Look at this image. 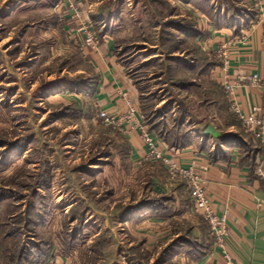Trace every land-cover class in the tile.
Listing matches in <instances>:
<instances>
[{
	"label": "rangeland",
	"instance_id": "1",
	"mask_svg": "<svg viewBox=\"0 0 264 264\" xmlns=\"http://www.w3.org/2000/svg\"><path fill=\"white\" fill-rule=\"evenodd\" d=\"M64 1L0 0V264H34L38 250L31 252L32 248L50 246L53 239L62 242L66 254L86 242L83 264H140V259L148 263L153 256L145 247L147 239H138L137 227L126 228L118 220L138 218L142 208L141 218L167 217L171 234L189 233L193 221L204 232L209 227L190 204L183 180L154 159L135 168L129 163L127 141L96 117L85 90L93 70L83 48L67 36ZM95 1L77 2L86 4L80 7L81 14L85 8L94 18L97 6L107 13L117 7L121 20L115 22L119 27L115 41L125 67L132 66L131 41L139 42L134 49L159 47L163 59L141 68L143 74L166 73L168 85H161L162 95H168L169 87L181 97V107L199 109L200 116L222 128L230 121L233 113L221 89L193 70L188 39L167 26L169 15L179 14L177 18L188 23L185 1L178 8L176 0H103L93 5ZM207 1L193 4L207 14L215 5L220 7L219 0L212 7ZM231 1H223L224 11L244 5L242 0ZM106 16L92 22L94 33L114 27ZM213 91L217 105L227 110L217 111L218 118L207 105L212 97L208 92ZM155 99L147 94L137 107L146 132L157 140L163 138L165 126L154 122L152 112L160 100ZM190 210L195 213L191 220L184 216ZM198 246L194 242L190 250ZM159 258L149 263L158 264ZM171 258L168 253L160 261L173 264Z\"/></svg>",
	"mask_w": 264,
	"mask_h": 264
},
{
	"label": "crops",
	"instance_id": "2",
	"mask_svg": "<svg viewBox=\"0 0 264 264\" xmlns=\"http://www.w3.org/2000/svg\"><path fill=\"white\" fill-rule=\"evenodd\" d=\"M181 1H185V6L189 10L188 23L178 19L179 14L169 15L171 20L167 26L176 34L181 33L188 39L187 43L192 46L189 55L193 58H190V61L191 64H195L193 70L199 74L201 71L208 82L221 89L223 100L231 108L221 85L224 76L221 63L214 55L221 44L228 42L227 78L238 81L246 75L257 74L260 79L258 84L248 82L239 84L235 91V102L244 114H247L252 107H258V116L263 117L264 22L258 16L255 0H242L241 3L244 2L242 6L232 0L231 3H235L238 7L235 11L230 9L224 11L221 7L224 0H219L220 7L216 8L217 5H215L210 14L200 10L193 4V0H176V8L180 6ZM214 1L216 0H208L207 4L212 7ZM102 2L103 0H96L93 5H100ZM79 4L80 7L86 6L82 2ZM114 4L115 2L112 3ZM113 7V12L107 13L97 6V15L94 14V18L83 8L82 18L90 19L94 23L107 14V19L114 21L113 24H115L116 21L121 20V16L116 15L117 7ZM62 9L65 29L76 28L79 20L66 5ZM173 17L178 20L172 21ZM118 29L119 27L115 24L112 29L101 35L96 33L100 41L99 46L95 49L83 48V53L88 58L94 74L92 81L88 83L90 85L87 84L85 90H89L96 112L103 109L110 114L119 115L127 110L126 99L137 110V103L146 98L147 94L154 96L155 100L160 99L152 112V116L156 117L154 122L159 121L160 126H165L163 138L156 140L157 146L169 162L180 167L193 164L201 173L204 188L210 197L214 212L225 217L226 251L232 255L235 264H264V146L262 141L254 136L253 127L245 128L237 120L232 109L230 121H226L222 128L215 120L211 121L200 116L199 109L194 111L186 105L181 107L183 105L179 101L181 97L175 94L173 89L168 87L169 91L165 93L168 95H162L164 90L162 86L168 85L167 80L164 79L166 73L150 70L143 74L141 68H144L151 60L164 57L159 47L148 44L134 49L133 46L139 42L131 41L132 66L129 67L130 69L125 67L117 54L118 42L115 38L118 36ZM199 64H201L200 67ZM176 85L173 87L178 89ZM85 90L83 91L86 93ZM216 92H208L212 97L211 99L208 97L207 105L211 108L210 114L218 118L217 111H224L225 108L222 109L220 105H217ZM209 125L215 127L219 132L218 136H212L206 132ZM115 129L128 143L130 164L138 168L145 161L152 159L147 155V149L137 129L131 128L128 123H124L120 130ZM232 138H238L240 143H234ZM27 150L21 151L23 156ZM139 212L140 217L120 219L118 224L126 228L137 227L135 236L138 239L144 237L147 239L145 247L152 249L153 258L157 255L160 257L158 264H163L160 259L168 253L172 257L173 264H225L224 254L221 248L215 246L210 230L204 232L197 222L193 221L194 225L187 234H171L167 217L152 215L149 218H141L143 209L141 208ZM187 213L184 215L185 218L191 220L190 216L194 211L190 210ZM200 216L205 221L201 214ZM47 227L50 229L49 226ZM166 237L167 240H165ZM178 240H183V247H180L183 243H177ZM194 242H197L199 246L195 250H190ZM85 244L74 246L67 254L64 253L63 244L58 239L57 241L53 239L50 246L47 243L39 244L31 251L38 250L34 264H83L86 259V254L82 252ZM168 246L170 247L166 251ZM153 258L149 261L150 263ZM141 262L143 260L140 259V264H150Z\"/></svg>",
	"mask_w": 264,
	"mask_h": 264
},
{
	"label": "built area",
	"instance_id": "3",
	"mask_svg": "<svg viewBox=\"0 0 264 264\" xmlns=\"http://www.w3.org/2000/svg\"><path fill=\"white\" fill-rule=\"evenodd\" d=\"M80 0H65L62 7L67 4V8L70 9L78 19V26L74 29H67V36L70 41L79 45L81 48L90 47L95 49L99 46V40L96 32L94 33L92 21L90 19L82 18L80 4L77 3ZM257 4L258 16L260 20L264 22V0H255ZM64 20V16H63ZM228 42L223 43L215 51L214 55L221 63V69L223 71V78L221 80L222 88H224V93L227 101L231 104V109L235 113L237 120L245 128L252 129L255 137L259 138L264 146V116H258V107H252L247 114L242 113L238 105L235 102V91L237 86L241 83L258 84L259 77L257 74L246 75L241 80H230L227 78V68H228ZM125 105L127 110L122 114H110L106 110H97V118L100 123L105 127L122 129L124 123L130 124L131 128L138 130L141 139L147 149V155L156 161L162 162L167 166L168 172L173 177L179 178L184 181L186 187L188 188L191 196V201L194 209L200 213L205 221L209 225L210 235L214 240L215 246L221 248L224 254L225 264H235L232 255L228 254L226 251L225 239L227 235V224L224 215H218L214 212L213 205H211L210 197L207 194L206 188H204L203 179L201 173L197 171L193 164L176 166L175 164L169 162L166 156L163 155L161 150L156 144L155 137L146 132L145 126L142 120V116L139 115L138 110L134 107L129 100H125Z\"/></svg>",
	"mask_w": 264,
	"mask_h": 264
},
{
	"label": "water",
	"instance_id": "4",
	"mask_svg": "<svg viewBox=\"0 0 264 264\" xmlns=\"http://www.w3.org/2000/svg\"><path fill=\"white\" fill-rule=\"evenodd\" d=\"M207 133H210L212 136H218L219 132L213 127L212 125H209L206 130Z\"/></svg>",
	"mask_w": 264,
	"mask_h": 264
},
{
	"label": "trees",
	"instance_id": "5",
	"mask_svg": "<svg viewBox=\"0 0 264 264\" xmlns=\"http://www.w3.org/2000/svg\"><path fill=\"white\" fill-rule=\"evenodd\" d=\"M236 118H237V117H236ZM231 140H233L234 143H235V142L240 143V140H239L238 138H232ZM206 224H207V226L209 227L207 221H206Z\"/></svg>",
	"mask_w": 264,
	"mask_h": 264
}]
</instances>
